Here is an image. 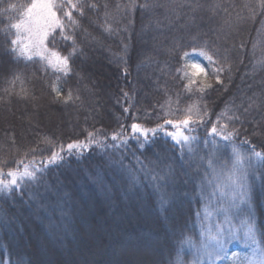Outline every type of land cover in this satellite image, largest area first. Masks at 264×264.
I'll list each match as a JSON object with an SVG mask.
<instances>
[{"label": "trees", "instance_id": "obj_1", "mask_svg": "<svg viewBox=\"0 0 264 264\" xmlns=\"http://www.w3.org/2000/svg\"><path fill=\"white\" fill-rule=\"evenodd\" d=\"M31 2L0 0V16L13 4L22 15ZM74 2L68 19L65 0H57L65 30L46 45L69 58L64 72L38 49L21 56L5 22L0 26V169L33 159L44 168L38 182L0 194V264H176L178 257L183 264H245L253 248L259 259L264 157L254 153H264V0ZM201 48L212 63L192 51ZM193 62L207 75L185 76ZM187 115L203 119L189 127L191 146L167 136L169 125L146 140L131 130ZM213 125L233 140L213 136ZM93 137L101 143L40 164L60 146ZM233 145L252 162L243 169L249 185L240 209L253 214L255 241L244 228L236 243L227 240L231 203L219 184L235 162ZM218 224L226 249L217 258L209 248L210 258L201 233ZM87 240L99 258H86ZM133 251L144 261H127Z\"/></svg>", "mask_w": 264, "mask_h": 264}, {"label": "snow or ice", "instance_id": "obj_2", "mask_svg": "<svg viewBox=\"0 0 264 264\" xmlns=\"http://www.w3.org/2000/svg\"><path fill=\"white\" fill-rule=\"evenodd\" d=\"M65 3L68 6V10L64 12V16L68 19H71L73 11L77 10V5L74 0H65ZM63 7L64 4H57V0H32L30 6L24 11L23 18L19 22L11 25V28L15 29L17 34V39L13 40L12 44L19 46V53L21 56H24L29 48L38 49L36 55L45 60L48 65L61 72H64L66 69H68L69 58L67 56H62L58 51L49 49L46 45L49 37L51 36L54 38L57 30H60L61 32L65 30L64 22L60 19V16L57 12V8ZM22 34L26 35L27 42L21 39ZM192 51L199 56L204 57V59H206L209 63L213 62V57L209 55L208 52L204 51L203 48H201L198 52L196 49H193ZM183 55L188 57L190 54L188 52H184ZM29 59H31V57H29ZM186 67L190 71H186L185 76L194 78L200 75H207L203 63L193 62ZM216 79L219 80V76H217ZM194 82L195 81L193 79L189 80V84ZM206 87H211V85H206ZM200 90L203 91L204 88H201ZM60 94V91L57 89V95L59 96ZM66 99H71L70 93ZM202 122L203 119L199 121H193L192 116L187 115L184 119L178 121L165 120L163 124L157 125L154 128H146L139 123H133L131 125V130L134 136L138 133L146 140L149 134L155 135L157 131H164L166 125H172L175 128V131L166 132L165 134L178 145L187 144L191 146V142L196 138L187 135L186 131L193 123ZM226 127L227 125L224 126V128ZM210 132L213 136H219L224 141H231L234 137V133H228L225 135L223 129H218L216 125L212 126ZM89 136L92 137V134L89 133ZM112 139H119V136L117 134H113ZM46 142L50 143V141ZM92 142L97 144L101 143L100 141L95 140L94 137L88 143ZM124 142L126 143V140ZM88 143L82 144L79 141L68 143L66 146L67 153L71 154L75 149H83L88 147ZM141 147H143V145H141ZM231 151L235 156V162L232 165V171L228 176V185H225V187L230 185L234 188L240 186V175H246V170H244L243 173L240 172V168L244 163V157L242 156L240 149L233 145ZM64 152V147L60 146L58 150L53 151L46 160L40 161V164H59L65 158ZM254 155L257 157H264V153L260 152H255ZM209 163L211 166V161ZM17 164L18 167L16 169H9L7 173H4L3 170L0 169V193L11 194L14 190H22L25 182L32 183L38 182L40 180V174L43 173L44 168L42 166H37L35 159L29 161L28 163H24V161H18ZM4 175H7L9 178L7 181L3 179ZM232 195L234 196V192ZM223 232L224 229L220 224L217 225L215 231H212L211 228L202 230L201 234L206 237L202 247L210 258L213 256V252L208 251L209 248H213L217 253V258H220L218 257V253L224 250L225 244ZM237 232L238 229L233 230L234 235ZM244 235L248 239L255 241L256 234L254 227L251 224H247ZM189 239L191 238L189 237ZM176 264H183V261L178 257ZM193 264H200V262L198 260H194ZM247 264H264V255H261L258 260L255 258L249 260Z\"/></svg>", "mask_w": 264, "mask_h": 264}, {"label": "rangeland", "instance_id": "obj_3", "mask_svg": "<svg viewBox=\"0 0 264 264\" xmlns=\"http://www.w3.org/2000/svg\"><path fill=\"white\" fill-rule=\"evenodd\" d=\"M7 11H8V13L2 14L0 16V26H2L3 23L5 22V24L7 26V29H5V32H6L5 34H7L8 36H13L14 39H17L16 30L11 28V25L13 24V22H15V23L19 22L23 18V14L19 15L18 12H15V11H17L15 4L8 6L7 7ZM18 17H20V19ZM21 39L24 40L25 42H27L26 35L22 34L21 35ZM28 50L34 51V49H32V48H29ZM169 126H170V128H168L166 130V132L175 131V128L172 125H169ZM186 134L189 135V128L186 131ZM227 134L228 133H226L225 135H227ZM219 140L221 141L222 139L219 137ZM89 141H91V140H87L85 142L81 141V143L82 144L83 143H88ZM222 141L226 142L224 140H222ZM92 144H93V142L92 143H88V147H85L83 149L89 148ZM66 146L64 147V149H65L64 155L67 154ZM83 149H81V150H83ZM75 150H80V149H75ZM251 163L252 162H250V163L244 162L243 165L240 168V172L243 173L244 172L243 169L248 167ZM233 164H234V162H231V164L229 162V167L223 171V174L221 175V178H220L219 186H220V189H221V194H222L221 196L223 197V199H225L226 201H229L231 203V205L228 207L229 211H226V214H229V217L224 219V226L226 227L227 240H232L233 243H236L235 240L237 238H240V237L239 236L235 237L236 234L235 235L233 234V230H235L234 226H237V228L239 230V234L242 237L243 231H242L241 228L245 229L247 224H251L253 226V214L250 215V212L244 211L243 208L240 209L242 203L246 200V190H245V188H247L248 185H249L248 181H247L248 180L247 174L246 175H243V174L240 175V180H239L240 186L239 187H234L233 188L230 185L225 187V185H228V176H229L230 172L232 171V165ZM3 179L5 181H7L9 178H8L7 175H4ZM245 179H247V180H245ZM233 192H234V196L232 195ZM0 194H5V193H0ZM234 217H236V218H234ZM225 239H226V237H225ZM93 244L94 243H93L92 240H87L85 242L87 251L90 252V254H91V256L86 254V258L87 259L88 258H99V255H94L93 254V251H95V249H96V248H94ZM253 244L256 245V243H253ZM225 249H226V247L220 253H223L225 251ZM254 250H255V248H253L251 250V252H249V259L248 258L246 259L245 264H247V262L249 260H252L253 258L257 259L252 254L254 252ZM133 253H134L135 257L127 256V261L128 260L132 261V260H136V259L144 261L143 260V252H141V251H136V252L133 251ZM226 253H227L226 256H228V253H229L228 249L226 250ZM230 254L231 253H229V255ZM230 257H231V255H230ZM74 259L75 260H82V255H76L74 257ZM229 264H234V263L231 262Z\"/></svg>", "mask_w": 264, "mask_h": 264}]
</instances>
